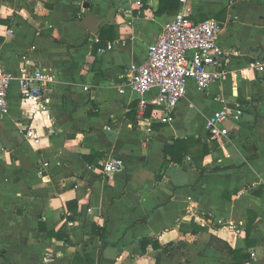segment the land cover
Wrapping results in <instances>:
<instances>
[{
    "label": "crops",
    "instance_id": "obj_1",
    "mask_svg": "<svg viewBox=\"0 0 264 264\" xmlns=\"http://www.w3.org/2000/svg\"><path fill=\"white\" fill-rule=\"evenodd\" d=\"M186 6L195 21L220 22L232 74L201 91L190 81L167 124L150 121V103L140 123L137 96L119 85L181 0L163 13L160 0H0L5 66L17 72L32 61L54 76L53 129L33 120L15 83L11 113L0 114V264H74L85 254L92 264H232L230 248L264 264V71L251 67L264 61V0ZM90 12L104 19L98 34L81 23ZM108 43L114 48L100 53ZM237 105L243 114L225 122L228 138L211 140L207 118ZM176 140L180 161L165 153ZM116 156L126 164L107 174L103 164ZM63 226L70 242L48 235ZM145 237L160 247L143 250Z\"/></svg>",
    "mask_w": 264,
    "mask_h": 264
},
{
    "label": "built area",
    "instance_id": "obj_2",
    "mask_svg": "<svg viewBox=\"0 0 264 264\" xmlns=\"http://www.w3.org/2000/svg\"><path fill=\"white\" fill-rule=\"evenodd\" d=\"M181 2L182 7L174 18L164 24L155 41L148 46L145 60L123 68L124 78L119 92L121 95L131 92L137 96L140 123L146 121L149 103L155 105L150 121L172 123L179 104L187 96L190 81L201 91L213 83L226 81L232 74L231 52L219 43L220 22L215 18L193 20L186 6L187 0ZM122 43L125 45L126 42ZM113 48L114 43H108L100 47L99 52L106 53ZM251 67L263 72L264 61L255 58ZM53 81L52 74L32 61L22 63L19 70L14 72L5 66L0 55V114L11 113L9 93L15 83L20 101L26 105L33 120L39 116L49 129H53L51 99L47 95ZM152 90H155V94L149 100L146 95ZM242 114L240 105L234 111L225 106L214 112L205 123L209 138L218 141L227 139L230 130L225 122L239 120ZM26 136L37 144L42 134L36 128H29ZM125 164L122 157L116 156L106 161L103 167L107 174H112L122 170Z\"/></svg>",
    "mask_w": 264,
    "mask_h": 264
},
{
    "label": "trees",
    "instance_id": "obj_3",
    "mask_svg": "<svg viewBox=\"0 0 264 264\" xmlns=\"http://www.w3.org/2000/svg\"><path fill=\"white\" fill-rule=\"evenodd\" d=\"M174 7H176V8L179 7V0H160L159 12L163 13V12H165L171 8H174ZM182 144H184V142H182L180 140H176L174 144L166 145V147H165L166 155H170L171 158L175 161H180V158H178L177 152L180 150ZM68 205L72 210H75V212H73V215H71V217L69 219H74V216H75L74 214L76 213L75 208L77 207V202L72 201ZM93 231H95L100 236L101 240L104 241V237H105V235H104L105 229L104 228L102 229L98 225L94 224L93 225ZM48 235L51 237H55L59 240H64L66 242H70L69 234H68V231H67L65 226H63L61 229H59L57 231L56 230H50V231L48 230ZM149 244H152L154 247H160V244L158 242L153 241V239H151L149 237H145L141 241L142 249L145 250ZM230 252L233 256V263L232 264H251L252 256L248 250L230 248ZM82 263L92 264L93 259H92L91 255L85 254L82 257L81 256H75L74 264H82Z\"/></svg>",
    "mask_w": 264,
    "mask_h": 264
},
{
    "label": "water",
    "instance_id": "obj_4",
    "mask_svg": "<svg viewBox=\"0 0 264 264\" xmlns=\"http://www.w3.org/2000/svg\"><path fill=\"white\" fill-rule=\"evenodd\" d=\"M86 4V8H88ZM104 19L97 16L96 14L90 12L87 13L82 19L81 23L88 28L92 33L98 34L100 31V25L103 23Z\"/></svg>",
    "mask_w": 264,
    "mask_h": 264
},
{
    "label": "rangeland",
    "instance_id": "obj_5",
    "mask_svg": "<svg viewBox=\"0 0 264 264\" xmlns=\"http://www.w3.org/2000/svg\"><path fill=\"white\" fill-rule=\"evenodd\" d=\"M189 94V91H188V93H187V95Z\"/></svg>",
    "mask_w": 264,
    "mask_h": 264
}]
</instances>
